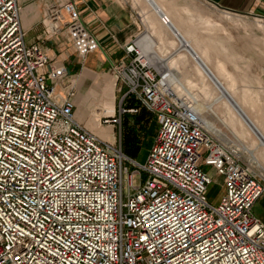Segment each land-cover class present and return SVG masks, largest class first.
<instances>
[{"label": "built area", "instance_id": "built-area-1", "mask_svg": "<svg viewBox=\"0 0 264 264\" xmlns=\"http://www.w3.org/2000/svg\"><path fill=\"white\" fill-rule=\"evenodd\" d=\"M63 7L78 19L72 2ZM19 15L17 0H0V264H264L253 213L263 167L212 130L139 34L110 63L125 91L98 118L109 140L76 119L70 84L55 93L48 54ZM141 109L157 129L139 163L123 151L121 121ZM203 166L220 177L216 204Z\"/></svg>", "mask_w": 264, "mask_h": 264}, {"label": "crops", "instance_id": "crops-1", "mask_svg": "<svg viewBox=\"0 0 264 264\" xmlns=\"http://www.w3.org/2000/svg\"><path fill=\"white\" fill-rule=\"evenodd\" d=\"M205 1L228 12L264 17V0ZM17 2L26 39L40 44L48 54L49 61L43 70L48 83L54 86L58 95L66 94L65 85L70 84L74 91L76 119L102 137L106 128L98 126L101 112L93 114L91 110L96 106L104 110L103 115L114 112L118 104L117 93L121 97L125 88L113 75L110 63L122 58L120 45L141 31L129 0ZM67 2L75 5L77 20L73 21L65 11L63 6ZM144 40H147L146 35L140 36L141 44L149 51V45L144 44ZM253 213L264 224V193L254 203Z\"/></svg>", "mask_w": 264, "mask_h": 264}, {"label": "rangeland", "instance_id": "rangeland-1", "mask_svg": "<svg viewBox=\"0 0 264 264\" xmlns=\"http://www.w3.org/2000/svg\"><path fill=\"white\" fill-rule=\"evenodd\" d=\"M129 2L135 11L137 21L140 25L141 31L139 32V37L146 35L147 40H144V44L149 45V52L152 54V57L158 63L159 67L169 71L165 64L167 58H159L156 46L148 43L150 35L147 30L148 25L144 21L145 10L143 8V2L141 0H129ZM175 2L179 6L186 7L188 10L191 9L197 20L199 18L208 17L211 22L210 28H214L215 26L218 33L223 35L222 37L227 36L224 35V33L229 35L231 40L229 39L227 41V45L234 57L231 65H229V70L234 72L237 77L238 75L244 76L245 83L240 85L241 87L247 86L244 89V92L246 89L250 91L248 101L250 103L258 101L264 105V17L242 12H228L207 3L205 0H175ZM226 12L232 13L231 15L234 18H240L242 22L247 23L248 27L244 28L240 25L236 26L232 22L221 20L218 17L220 14H225ZM258 24L262 25V27H258ZM203 32H205V30H203ZM175 53L176 51L173 54ZM172 55L170 54V56ZM170 71L175 74L177 79L186 81L185 83L188 84V89L196 93L202 116L209 124H211L212 130L216 133L228 136L239 149L243 150L246 154H251L255 158L256 163L259 166L264 167L263 147L258 144L253 134L245 132L241 137H238L236 132H239V127H233L229 123L230 114L228 113V110L223 107L221 99H219V94L213 89V87L206 86V83L204 84L205 81L192 69L183 72L177 68H172ZM239 78L241 77H238V79ZM237 86H239L238 80ZM117 94L118 104L115 106V111L117 110L120 101V95L119 93ZM207 106L208 108H206ZM102 111L104 110L98 109L94 106L91 113L94 114L96 112H101L99 114L100 117V115H103ZM121 122L123 150L126 142L127 147L130 146L129 154L131 153V156L129 157L134 158L139 163L144 162L147 150L157 129L155 116L151 112L141 109L136 115H123ZM109 128L111 127L109 126ZM233 133L237 137H234ZM102 137L113 140L114 136L106 128V131L102 133ZM130 140H132L133 143L129 145L128 143ZM135 148H139L138 153L136 152L132 155ZM203 169L212 177V183L209 184L207 188L208 199L212 204H216L222 194V188L218 182L220 177L216 175L209 166H203Z\"/></svg>", "mask_w": 264, "mask_h": 264}, {"label": "bare ground", "instance_id": "bare-ground-1", "mask_svg": "<svg viewBox=\"0 0 264 264\" xmlns=\"http://www.w3.org/2000/svg\"><path fill=\"white\" fill-rule=\"evenodd\" d=\"M141 1L145 10L144 21L150 35L149 42L156 46L159 58H167L165 64L168 72L172 74L170 70L177 68L183 72L192 69L199 74L205 81L204 84L213 87L219 94L223 107L230 114L229 123L233 127H239V132H236L238 137L245 132L253 134L258 144L263 147L264 154V105L258 101L250 103V91L246 89L244 92L247 86L240 85L245 83L244 76L238 75L241 77L238 79L229 70L234 58L227 45L229 35L224 33L227 36L222 37L215 26L210 28L208 17L197 20L191 9L177 5L175 0ZM231 14L226 12L218 17L236 26L248 27L247 23ZM258 27L262 25L258 24ZM177 80L188 88L186 81ZM237 80L240 87L237 86ZM194 95L197 99L196 93ZM197 109L201 111L198 99ZM233 135L237 137L234 133Z\"/></svg>", "mask_w": 264, "mask_h": 264}, {"label": "trees", "instance_id": "trees-1", "mask_svg": "<svg viewBox=\"0 0 264 264\" xmlns=\"http://www.w3.org/2000/svg\"><path fill=\"white\" fill-rule=\"evenodd\" d=\"M128 105H130V103H129ZM131 143H133L132 140H130L128 144L130 145ZM129 145H128V146H129ZM129 147H130V146H129ZM129 147H127V143L125 142V144H124V150H123V151H124V153H125L126 155L131 156V153L129 154ZM138 149H139V148H135V150L132 152V155L135 154L136 152L138 153Z\"/></svg>", "mask_w": 264, "mask_h": 264}]
</instances>
